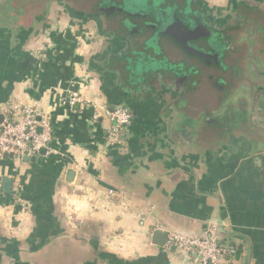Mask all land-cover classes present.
I'll return each instance as SVG.
<instances>
[{
    "label": "crops",
    "instance_id": "0c3cea01",
    "mask_svg": "<svg viewBox=\"0 0 264 264\" xmlns=\"http://www.w3.org/2000/svg\"><path fill=\"white\" fill-rule=\"evenodd\" d=\"M67 1L0 0V116L32 105L53 128L34 160L0 156V264H200L152 237L210 226L230 264H264V0H200L215 18L251 11L230 27L257 24L228 54L236 73L220 113L232 115L220 123L197 118L198 104L212 112L210 96L180 106L156 88L130 92L109 56L115 31ZM73 91L85 100L69 104ZM116 106L131 114L118 144L108 137Z\"/></svg>",
    "mask_w": 264,
    "mask_h": 264
},
{
    "label": "flooded vegetation",
    "instance_id": "af4514ba",
    "mask_svg": "<svg viewBox=\"0 0 264 264\" xmlns=\"http://www.w3.org/2000/svg\"><path fill=\"white\" fill-rule=\"evenodd\" d=\"M104 2L105 8L121 7L119 11L129 18L106 20L103 15L85 10L70 1H67V6L77 16L93 14L97 25H103L107 30H110L111 25L122 29L123 33L114 32L115 46L109 56L120 58V65L117 66L128 71L129 75L131 72L136 75L126 74L130 92L140 94L143 90L156 88L173 94L175 103L180 106L187 103L188 99L204 100V97L210 96L212 112L205 114L204 105L198 104V120L220 123L230 118L227 115L232 114L227 110L220 113V109L229 103L226 97L232 91L227 81L228 74L232 76L236 73V65L227 62L228 54L237 55L245 49L239 43L242 34L239 31L244 32L242 37L246 40L257 27V24L250 23L247 27L235 28V24L242 22L245 17L253 20V17H249L251 11H241L237 5L232 11L233 16L215 18L200 0H121L120 4L111 0ZM233 24L235 26L230 27ZM230 38L231 41L236 39L238 43L232 44ZM239 103L234 101L232 106L235 108ZM233 116V120L237 121L236 113ZM196 136H200L198 130Z\"/></svg>",
    "mask_w": 264,
    "mask_h": 264
},
{
    "label": "built area",
    "instance_id": "2783aa9c",
    "mask_svg": "<svg viewBox=\"0 0 264 264\" xmlns=\"http://www.w3.org/2000/svg\"><path fill=\"white\" fill-rule=\"evenodd\" d=\"M65 99L69 104L82 103L85 100L75 91L67 94ZM1 113L0 156L12 154L16 161H22L24 157L36 155L40 148L48 147L53 134L49 112L38 111L32 105L12 103L4 107ZM109 118L112 123L109 140L118 144L122 128L129 123L131 114L125 107L116 106L109 112ZM17 191H13L15 197ZM164 247L168 250L174 248L185 259L193 256V260L200 264H230L225 259V250L217 242L216 228L213 226L203 230L200 235L167 231Z\"/></svg>",
    "mask_w": 264,
    "mask_h": 264
},
{
    "label": "water",
    "instance_id": "95a60500",
    "mask_svg": "<svg viewBox=\"0 0 264 264\" xmlns=\"http://www.w3.org/2000/svg\"><path fill=\"white\" fill-rule=\"evenodd\" d=\"M72 1V0H71ZM116 4H120L121 0H111ZM73 3H75L77 6L84 8L85 10H89L92 12H96L99 13L101 15H103V17L106 20L109 19H120V18H129L128 15H126L123 11H119L122 10L121 7L115 8V6H112L110 8H105L104 7V0H73ZM109 9V10H108ZM107 12V13H106ZM169 34L170 36L173 37V34L171 33H166ZM230 42H231V38H230ZM0 116V120H1ZM41 154H44L46 152V148L42 147L39 149L38 151ZM12 157V154H3V157ZM35 157H24L23 160L24 161H28V160H34ZM74 175V172L72 170H70L67 174V179L68 180H72V177ZM11 188H12V180L11 179H5L3 182V190L6 193H10L11 192ZM167 241V232L166 231H156L153 234L152 237V242L158 246H164L165 242ZM172 250H174V248H172Z\"/></svg>",
    "mask_w": 264,
    "mask_h": 264
},
{
    "label": "trees",
    "instance_id": "16d2710c",
    "mask_svg": "<svg viewBox=\"0 0 264 264\" xmlns=\"http://www.w3.org/2000/svg\"><path fill=\"white\" fill-rule=\"evenodd\" d=\"M112 24H113V23H112ZM110 30H111V31L118 32V33H123V32H122V29L117 28V27H115V26H113V25H111Z\"/></svg>",
    "mask_w": 264,
    "mask_h": 264
},
{
    "label": "rangeland",
    "instance_id": "374dc122",
    "mask_svg": "<svg viewBox=\"0 0 264 264\" xmlns=\"http://www.w3.org/2000/svg\"><path fill=\"white\" fill-rule=\"evenodd\" d=\"M159 1H160V0H159ZM139 6H140V5H139ZM83 9H84V8H83ZM230 14H231L230 17L233 16V13H232V12H230ZM230 17H229V18H230ZM230 19H231V18H230ZM242 36H243V32H242L241 36H239V38H240V40H241V41L239 40V43L244 44V43H243L244 40H243V37H242ZM235 38H237V37H235ZM239 38H238V39H239ZM233 40H234V38H233ZM235 40H236V39H235ZM235 42H236V41H235Z\"/></svg>",
    "mask_w": 264,
    "mask_h": 264
}]
</instances>
